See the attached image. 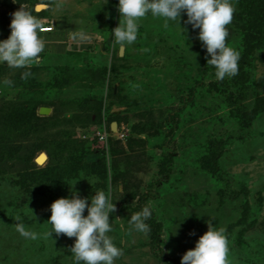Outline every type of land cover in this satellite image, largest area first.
Returning <instances> with one entry per match:
<instances>
[{"label": "rangeland", "instance_id": "1", "mask_svg": "<svg viewBox=\"0 0 264 264\" xmlns=\"http://www.w3.org/2000/svg\"><path fill=\"white\" fill-rule=\"evenodd\" d=\"M118 3L0 0V40L21 7L55 30L31 64L0 62V264H74L75 237L18 231H49L72 184L81 197L111 190L115 264H181L209 223L226 229L229 264H264V0H234L239 72L223 80L185 13L180 26L142 18L121 47ZM149 204L139 233L130 216Z\"/></svg>", "mask_w": 264, "mask_h": 264}, {"label": "clouds", "instance_id": "2", "mask_svg": "<svg viewBox=\"0 0 264 264\" xmlns=\"http://www.w3.org/2000/svg\"><path fill=\"white\" fill-rule=\"evenodd\" d=\"M117 8L121 19L111 33L121 47L137 40L142 18L151 15L162 18L166 25L178 23L180 26L181 14L185 13V23L199 29L197 38L206 49L207 64L215 68L216 79L238 74L240 53L226 42L229 36L226 26L232 22L235 12L234 0H119ZM11 16L10 35L0 40V62H6L10 67H25L36 61L45 49V41L40 35L41 23L33 11L23 7ZM74 185H70L71 196L58 198L49 206L51 215L46 222L51 225L49 231L42 234L27 231L23 223L18 224V231L32 240L47 239L53 233L75 237L70 248L74 264H115L123 250L109 235L112 231L110 216L115 212L111 190L81 197ZM151 216L149 204L131 214L129 224L135 231L148 234L150 227L146 221ZM228 254L226 229L209 223L208 230L199 237L194 249L183 254L181 264H229Z\"/></svg>", "mask_w": 264, "mask_h": 264}, {"label": "bare ground", "instance_id": "3", "mask_svg": "<svg viewBox=\"0 0 264 264\" xmlns=\"http://www.w3.org/2000/svg\"><path fill=\"white\" fill-rule=\"evenodd\" d=\"M45 9H47V7H45V6H38V11H43ZM47 158L48 157H47V154L46 153L40 155V157L38 159V163L40 165H43L47 161Z\"/></svg>", "mask_w": 264, "mask_h": 264}, {"label": "built area", "instance_id": "4", "mask_svg": "<svg viewBox=\"0 0 264 264\" xmlns=\"http://www.w3.org/2000/svg\"><path fill=\"white\" fill-rule=\"evenodd\" d=\"M53 31H54V27H43L40 30L41 33H51ZM100 138H101L102 141L106 140L105 135H101Z\"/></svg>", "mask_w": 264, "mask_h": 264}, {"label": "water", "instance_id": "5", "mask_svg": "<svg viewBox=\"0 0 264 264\" xmlns=\"http://www.w3.org/2000/svg\"><path fill=\"white\" fill-rule=\"evenodd\" d=\"M40 113H41L42 115H49V114H50V109L44 107V108H42V109L40 110ZM113 129H114L115 131H117V130H118V125H117V124H114V125H113Z\"/></svg>", "mask_w": 264, "mask_h": 264}, {"label": "crops", "instance_id": "6", "mask_svg": "<svg viewBox=\"0 0 264 264\" xmlns=\"http://www.w3.org/2000/svg\"><path fill=\"white\" fill-rule=\"evenodd\" d=\"M55 31V30H54ZM43 34H49V33H43Z\"/></svg>", "mask_w": 264, "mask_h": 264}]
</instances>
